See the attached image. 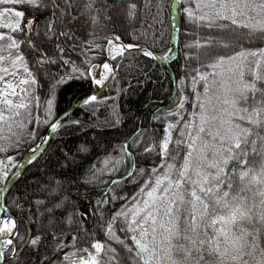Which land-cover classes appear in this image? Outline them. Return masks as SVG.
<instances>
[{"label":"snow or ice","instance_id":"obj_1","mask_svg":"<svg viewBox=\"0 0 264 264\" xmlns=\"http://www.w3.org/2000/svg\"><path fill=\"white\" fill-rule=\"evenodd\" d=\"M0 264H264V0H0Z\"/></svg>","mask_w":264,"mask_h":264},{"label":"trees","instance_id":"obj_2","mask_svg":"<svg viewBox=\"0 0 264 264\" xmlns=\"http://www.w3.org/2000/svg\"><path fill=\"white\" fill-rule=\"evenodd\" d=\"M178 19L179 14L177 13V20ZM172 68H176L175 63L172 64ZM118 71V76L112 80L109 88L101 92V95H113L114 89L118 87L124 88L125 85H130V88L117 98V103L121 106V111L131 113L133 110H140L142 106L147 105L150 101L163 102L164 104L168 103V96L172 87L170 84L171 72H169V80H160L156 75H153L151 80H148L144 70L137 71L135 68L124 67ZM140 79L145 82L138 83ZM153 81H155V83H153ZM82 95L83 92L79 89L78 84H70L68 87L62 88L58 95L57 113L59 114L73 102L77 101ZM82 112H84L83 106L67 115L69 119L79 117L84 120L86 122V127L83 132L74 130L71 135H65L62 143L66 148H74L80 141L92 139L95 133L101 130L98 126L93 127V125H95L97 121L103 124L109 117V110L105 107H101L98 109L96 117L92 118V123L88 124L89 117L87 114L82 115ZM131 129V121H128L124 126V130L129 131ZM104 131L108 133L110 130L105 128ZM21 152H23V149H21ZM33 171H35V169H33ZM27 178L31 180L32 176L29 175ZM19 183H24L23 178H21ZM13 191H15L14 188Z\"/></svg>","mask_w":264,"mask_h":264},{"label":"water","instance_id":"obj_3","mask_svg":"<svg viewBox=\"0 0 264 264\" xmlns=\"http://www.w3.org/2000/svg\"><path fill=\"white\" fill-rule=\"evenodd\" d=\"M175 18L177 19V13H174ZM80 98L73 102L71 105H69L67 108H65L63 111L59 113L60 118L63 119L65 116L69 115L71 112H73L75 109L83 106L82 103L79 102Z\"/></svg>","mask_w":264,"mask_h":264}]
</instances>
